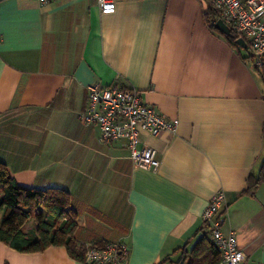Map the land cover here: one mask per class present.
<instances>
[{
  "label": "crops",
  "instance_id": "1",
  "mask_svg": "<svg viewBox=\"0 0 264 264\" xmlns=\"http://www.w3.org/2000/svg\"><path fill=\"white\" fill-rule=\"evenodd\" d=\"M217 22L202 0H117L113 14L99 0H0V161L26 187L71 193L79 243H124L128 264H177L223 191L241 264H264V181L249 190L264 161V67ZM97 83L139 90L180 121L176 133L142 136L159 168L84 125ZM0 264L88 263L63 246L21 253L0 241Z\"/></svg>",
  "mask_w": 264,
  "mask_h": 264
},
{
  "label": "built area",
  "instance_id": "2",
  "mask_svg": "<svg viewBox=\"0 0 264 264\" xmlns=\"http://www.w3.org/2000/svg\"><path fill=\"white\" fill-rule=\"evenodd\" d=\"M55 1L41 0V3L50 4ZM211 1L220 20L247 41L258 67H264V0ZM99 6L104 14H113L117 10V0H99ZM80 117L84 125L100 129L102 142H124L134 164L146 169L159 168L161 161L154 147L142 145V136L176 133L180 123L178 119H169L146 103L139 90L118 84L90 85L87 107ZM225 200L223 191L212 196L203 214L204 226L208 227L210 238L222 255L220 264H241L246 255L238 245L236 233L224 231L226 219L220 215V210ZM86 247L85 258L88 264H128L130 252L124 243Z\"/></svg>",
  "mask_w": 264,
  "mask_h": 264
},
{
  "label": "trees",
  "instance_id": "3",
  "mask_svg": "<svg viewBox=\"0 0 264 264\" xmlns=\"http://www.w3.org/2000/svg\"><path fill=\"white\" fill-rule=\"evenodd\" d=\"M202 1L206 4L208 22H217L219 13L212 1ZM225 36L233 45L240 38L233 31ZM259 72L264 82V70ZM263 181L264 161L259 177L252 181L249 190L254 191ZM74 202V197L66 189L20 184L10 174L7 164L0 161V241L12 249L21 253H38L52 246H63L74 259L86 262L87 247L79 243L76 237L78 212ZM30 224L33 227L28 228ZM202 232L203 235L191 250L185 246L175 252L181 254L177 264H220L222 255L212 242L208 227L204 226ZM97 245L105 247L106 244Z\"/></svg>",
  "mask_w": 264,
  "mask_h": 264
},
{
  "label": "water",
  "instance_id": "4",
  "mask_svg": "<svg viewBox=\"0 0 264 264\" xmlns=\"http://www.w3.org/2000/svg\"><path fill=\"white\" fill-rule=\"evenodd\" d=\"M216 28L219 29L220 31H222L223 33L227 34V35H231L230 28L222 20H219L217 22Z\"/></svg>",
  "mask_w": 264,
  "mask_h": 264
},
{
  "label": "rangeland",
  "instance_id": "5",
  "mask_svg": "<svg viewBox=\"0 0 264 264\" xmlns=\"http://www.w3.org/2000/svg\"><path fill=\"white\" fill-rule=\"evenodd\" d=\"M238 44H245L246 43V40L244 38H239L238 41H237ZM33 227L32 224H30L28 226V228H31Z\"/></svg>",
  "mask_w": 264,
  "mask_h": 264
}]
</instances>
